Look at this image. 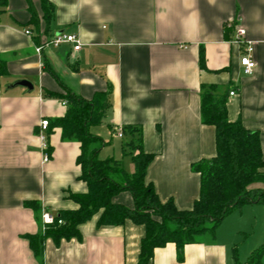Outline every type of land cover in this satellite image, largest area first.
I'll use <instances>...</instances> for the list:
<instances>
[{
  "label": "crops",
  "instance_id": "obj_1",
  "mask_svg": "<svg viewBox=\"0 0 264 264\" xmlns=\"http://www.w3.org/2000/svg\"><path fill=\"white\" fill-rule=\"evenodd\" d=\"M7 1V8L0 7V264H137L145 236L144 226L131 221L98 225L100 213L79 226L81 238L44 236L42 210L75 211L79 205L71 195L88 191L77 165L80 145L63 140L59 128L47 134L51 157L43 162L39 123L67 110L65 101L46 95L63 91L44 60L76 95L90 100L97 92L109 93L106 120L91 128L93 135L105 142L110 136L122 152L123 128L141 127L144 150L154 155L146 180L162 202L192 208L200 176L191 167L216 155L215 129L202 122L203 86L230 88L228 119L241 120L259 135L264 158V0H49L55 18L42 41L75 35L81 48L64 43L40 53L42 44L26 34V1ZM238 29L252 43V76L240 64L246 46L234 42ZM18 80L31 82L33 90L8 88ZM122 156L128 160L119 162L133 173L132 158ZM28 202H38L40 212ZM114 202L134 206L129 192ZM262 207L233 210L214 236L186 246L182 261L168 244L155 250L150 264H239L232 232L246 231L245 213ZM28 236L38 238L37 254Z\"/></svg>",
  "mask_w": 264,
  "mask_h": 264
},
{
  "label": "trees",
  "instance_id": "obj_2",
  "mask_svg": "<svg viewBox=\"0 0 264 264\" xmlns=\"http://www.w3.org/2000/svg\"><path fill=\"white\" fill-rule=\"evenodd\" d=\"M30 16L28 26L38 45L51 30L55 6L49 0H25ZM8 1L0 0L7 8ZM204 52L200 53V66L205 69ZM45 71L62 89L63 94L47 91L46 95L65 101L67 110L63 117L49 120L47 134L54 128L61 130L63 140H76L80 145L77 165L80 178L88 185L83 194L71 195L79 208L62 211L56 223L46 226L44 236L53 239L81 238L79 226L100 213L98 225L120 226L126 221L144 226L137 264H150L156 249L168 244L177 248L178 259L184 258V249L197 244L207 236H214L224 218L245 204H264V158L261 140L257 133L247 130L241 120L228 119L227 104L230 88L211 85L201 88V116L205 125L215 129L216 155L192 165L200 176V194L192 208L180 210L172 199L162 202L153 184L146 180L147 170L154 155L143 147L142 129L139 126L123 128L122 153L134 163L133 173L113 159H101L100 152L108 145L101 137L91 133L92 127L102 125L110 108L108 92H97L90 99L73 93L58 77L47 60ZM49 155L50 148H49ZM129 192L133 208L114 202V198ZM27 207L36 214L41 210L38 202H28ZM58 220L62 224H58ZM210 224V225H209ZM37 254L38 238L28 236ZM264 245L254 250L247 264H261Z\"/></svg>",
  "mask_w": 264,
  "mask_h": 264
},
{
  "label": "built area",
  "instance_id": "obj_3",
  "mask_svg": "<svg viewBox=\"0 0 264 264\" xmlns=\"http://www.w3.org/2000/svg\"><path fill=\"white\" fill-rule=\"evenodd\" d=\"M26 34L32 35L30 31H26ZM234 42L236 44L246 46V49H245L246 54L240 58V64L243 69V74L245 76H252L256 68V62L251 56L253 52L252 43L245 40V32L243 29L237 30ZM64 43L71 44L75 51H78L81 48V42L77 36L66 35V34H56L50 40L44 41L41 46L37 47L36 51L37 53H40L46 47H59L61 44H64ZM234 95H235L234 92L230 93V96H234ZM38 127H39V136L42 142L41 151L43 154V162H48L50 160L48 135H47V131L49 128V120L42 119ZM119 136L122 137L121 134ZM41 219L45 227L49 225H54L57 221L56 215L52 214L46 209L42 210ZM58 224L61 225L62 221L58 220Z\"/></svg>",
  "mask_w": 264,
  "mask_h": 264
},
{
  "label": "rangeland",
  "instance_id": "obj_4",
  "mask_svg": "<svg viewBox=\"0 0 264 264\" xmlns=\"http://www.w3.org/2000/svg\"><path fill=\"white\" fill-rule=\"evenodd\" d=\"M109 140H111L110 136L107 141L109 144L102 150L100 158H115L118 161L122 159L128 160L123 158L119 142L117 143L115 139L112 142ZM262 208L258 212L252 210V212L245 213L243 224L246 231H242L240 234L235 231L232 232L233 254L237 255L239 264H247L251 249H258L264 245V207ZM261 264H264V253L261 258Z\"/></svg>",
  "mask_w": 264,
  "mask_h": 264
},
{
  "label": "water",
  "instance_id": "obj_5",
  "mask_svg": "<svg viewBox=\"0 0 264 264\" xmlns=\"http://www.w3.org/2000/svg\"><path fill=\"white\" fill-rule=\"evenodd\" d=\"M15 87H23L26 88L28 92H31L33 90V85L31 82L27 80H18L14 82L13 84L9 85L8 88L12 89Z\"/></svg>",
  "mask_w": 264,
  "mask_h": 264
}]
</instances>
